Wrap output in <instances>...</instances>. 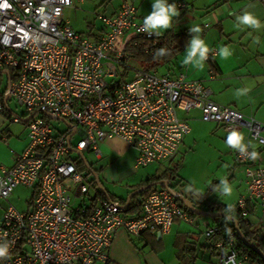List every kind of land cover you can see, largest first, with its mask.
<instances>
[{"label":"built area","instance_id":"obj_1","mask_svg":"<svg viewBox=\"0 0 264 264\" xmlns=\"http://www.w3.org/2000/svg\"><path fill=\"white\" fill-rule=\"evenodd\" d=\"M175 4L186 8L182 1ZM72 6L73 0H0V70L8 71V97L23 108L28 136L14 163L0 166V244L10 245L0 264L105 263L119 228L140 236L169 232L177 217L193 222L163 186L147 192L137 216L126 215L127 207L117 201L94 199L85 155L100 158L99 142L105 139L119 138L136 149L134 168L167 162L190 130L177 109H197L204 122L219 124L228 133L244 129L251 139L264 142V125L212 101L210 89L184 73L159 75L135 67L125 80L130 59L165 47H160V36L141 30L144 19L131 0H123L111 15L96 14L102 31L95 39L73 30L64 19V8ZM128 31L133 36L119 47L118 39ZM216 53L210 48L207 60ZM120 66L125 69L119 74ZM49 115L71 126L55 130ZM252 151L248 146L245 153L234 154L245 176L234 212L250 226L254 206L264 219V165L250 157ZM72 152L78 155L72 157ZM19 185L32 190L25 211L8 201ZM203 234L216 251L217 264L244 260L232 234L221 236L218 224H208Z\"/></svg>","mask_w":264,"mask_h":264},{"label":"crops","instance_id":"obj_2","mask_svg":"<svg viewBox=\"0 0 264 264\" xmlns=\"http://www.w3.org/2000/svg\"><path fill=\"white\" fill-rule=\"evenodd\" d=\"M122 1L73 0L72 7L64 8L63 17L75 31L77 30L70 20L72 13L70 12L69 16L66 9H76L77 13L73 12V15L78 14L86 19L92 17V21L86 23V30L77 32L85 34L91 39H95L102 31V24L96 18V14L99 12L111 15L119 8ZM131 1L136 6L138 16L143 19L151 12L152 3L154 2V0ZM177 1L184 2L186 8L179 10L180 15L173 18L171 27L163 30L160 36H164L171 30L174 33L185 34L189 42L192 35H196V33H190L189 29L199 27L201 31L198 35L205 40L209 49L216 48L217 53L214 57L205 61L203 70H198L190 64H183V58L186 55V45L179 52L182 56L177 57L179 62L176 65L169 67L161 74L157 73V67L150 71L159 75L169 76L184 73L189 80L201 81L210 89L209 98L212 101L220 105L229 106L242 116L251 117L264 125V27L259 30L252 28L239 30L233 26L236 23V16L243 15L245 12L252 13L264 25V0H168L170 4L176 3ZM97 21L99 22L98 24ZM132 36V31L126 32L118 39V46L122 47ZM256 37H259V42L253 43ZM221 47H228L232 53L226 60L219 57ZM129 61L134 65L138 64L139 68H143V64L135 58ZM211 71L214 73V77L210 76ZM8 79V74L4 70H0V103L3 107V111H0V166H11L16 156L28 143L23 112L20 115L16 114L8 103L9 99L12 98L7 97L5 99ZM243 88L248 89L247 94L238 97L236 90ZM177 115L189 125L190 130L186 135L192 131L190 122H195L200 117L197 109L188 112L177 109ZM14 117H20L21 120L13 121ZM214 126L222 127L216 123H214ZM223 132L227 133V138L229 133L224 129ZM240 132L244 134L245 143L249 144L251 148H253L251 146L252 144L256 145L253 148L258 154L256 163L264 165V142L251 139L244 129L240 130ZM186 135L183 138L180 148L184 143ZM113 140L119 141L127 150H132L135 159L137 155L136 149L128 146L119 138L105 139L99 142V148H109V144L107 143ZM235 151L230 148L231 156L235 163L233 168H231V171L233 169L231 177L232 180L236 179L238 183L237 191L233 199L234 202L227 204L223 196L216 193H211L206 196V192H194L190 189L188 192H178L202 210H209L210 205L215 203L231 207L233 213L234 205L245 188L244 165L234 160ZM99 159H101V156ZM171 162L172 160L158 164L164 167L171 164ZM118 164L120 165V163ZM147 166L138 168V179L129 186L130 190L132 186L152 176L162 174V170L166 172L170 171V167H164L162 170L157 168L154 172H151ZM239 167L242 169L239 170ZM227 174L230 175L229 173ZM179 177L181 176L177 170V181H174L175 185L171 186L175 190H178L176 187L183 186V178ZM129 191L125 192V196L124 194L122 195L125 198L117 197L111 192L108 193L113 201H118L120 199H126V196L131 193ZM260 216V209L254 206L248 218L256 229L264 227V219L260 218ZM212 219L208 216L196 215L193 216V222L190 223L177 217L174 219L169 232L160 233V235L158 233L151 234L145 232L140 236H132L124 228H119L116 230L110 245L108 261L105 263L97 262L95 264H217L216 251L210 240L206 239L203 234L208 224L215 223ZM239 264L247 263L242 260Z\"/></svg>","mask_w":264,"mask_h":264},{"label":"rangeland","instance_id":"obj_3","mask_svg":"<svg viewBox=\"0 0 264 264\" xmlns=\"http://www.w3.org/2000/svg\"><path fill=\"white\" fill-rule=\"evenodd\" d=\"M76 11V9H66L69 16L70 12L72 13L70 20L76 30L85 31L86 23L88 21H92V17H88L86 19L78 14L73 15V12ZM98 23L99 22L97 21V24ZM178 56H182L181 53H179L176 57L174 56L171 58V61L169 59L165 63L157 66V73L161 74L169 67L176 65L177 62H179V59L177 58ZM128 64L132 67L127 69L128 75L125 78L126 81L131 79L134 71L133 69H135V67L138 68V64L134 65L131 61H128ZM124 69L125 68L123 66H120L119 74ZM8 103L16 114L20 115L23 112V108L17 106L13 99H9ZM50 122L55 130L66 128L65 123L58 119L51 118ZM190 127L192 128V131L186 135L182 147L173 158L171 164L164 166L171 168L174 165L179 164L178 174L181 176L179 178H183V186L176 187L178 189L177 191L188 192L190 189L194 192H207L208 189L211 188V193L220 195L216 190V186L219 184L220 179L226 178L233 187V194L231 197L223 196V199L227 204L234 202L233 199L237 191L238 183L236 179L232 180L231 177L233 173V169L231 171V168H233L235 163L233 162L230 148H228L225 144L227 133L223 132L222 127H215L214 123L204 122L200 117L195 122L191 121ZM77 138L78 134H75L72 137V145L75 143ZM108 142L109 143L107 144H109V148L100 147L101 159L94 157L91 153H86L85 156L89 162L90 168L96 172L102 187L107 192H111L115 196L123 198L125 196V192L130 190L129 186L136 179H138V168H133L134 156L132 150H127L123 144H120L119 141L113 140ZM70 155L74 157L78 154L72 152ZM117 163H120V165H117ZM164 167L159 166L158 163H152L147 166L151 172H154L157 168L162 170ZM241 169L242 168L239 167V170ZM162 171L164 172L165 170ZM91 177H93L92 174L89 178ZM169 181V185L174 186V181H177V178L175 177V180L170 178ZM89 187L90 193L94 192L95 188L92 185ZM123 194L124 196H122ZM31 198L32 190L19 185L14 188L8 201L17 210L25 211L28 209ZM85 202L87 203L88 199L85 200ZM79 203L80 199H77L76 205Z\"/></svg>","mask_w":264,"mask_h":264},{"label":"trees","instance_id":"obj_4","mask_svg":"<svg viewBox=\"0 0 264 264\" xmlns=\"http://www.w3.org/2000/svg\"><path fill=\"white\" fill-rule=\"evenodd\" d=\"M160 37L164 39L160 47L161 46L163 47L165 45L164 48L167 50V54L164 56H156V53H152V54L146 53V54H139L135 56V59L138 60L141 64H143L142 66L144 69H147L149 71L153 70L154 68L159 66L161 63L173 58L188 44V39L185 36V34L174 33L171 30H169L164 36H160ZM178 168H179V164H176L172 168H170L169 172L164 171L162 174L158 176H152L146 179L145 181L132 186L129 192L137 188H140L142 186H145L151 182L161 181V180H170V178L174 179L176 177V172ZM91 182H92V186L95 188L93 192L94 199L103 198L106 200L113 201L112 197L106 190L105 192H101L100 190L96 189V184L94 180H92ZM152 187L147 188L146 190L132 196L129 202V205L127 207V210L125 212L126 215L137 216L141 213L142 199ZM211 192H212L211 188L208 189V191L206 192V196L211 194ZM118 201L119 203L124 204L126 202V199H120ZM180 205L184 207L181 203ZM211 208L214 209L215 211L226 213L232 216L234 219H236L238 222L239 230L241 231L245 240L251 244H254L258 250L264 253V230H262V228L256 229L254 225L250 226L247 220L240 219V217L237 216L235 212L232 213L231 207H226L224 205L212 203L209 209ZM188 213L192 217L196 216V214H193L191 212H188ZM212 220L216 224H218V226L220 227L221 236L227 238L228 235L232 234L235 240L238 255L240 257H244L243 261H246L247 264H264V257H262L256 250L251 248L249 245H246L244 243L242 238L236 232L235 226L232 221H229V220L226 221L225 219H222V218H213Z\"/></svg>","mask_w":264,"mask_h":264},{"label":"clouds","instance_id":"obj_5","mask_svg":"<svg viewBox=\"0 0 264 264\" xmlns=\"http://www.w3.org/2000/svg\"><path fill=\"white\" fill-rule=\"evenodd\" d=\"M179 15L180 12L175 3L170 4L168 0H154L151 12L143 20V27L141 30L146 32L149 36H160L163 30H167L171 27L173 18ZM233 26L239 30H243L244 28L259 30L264 27L261 21L250 12H245L243 15H237L236 23ZM189 31L192 34L196 33V35H192L187 44L183 64H190L198 70H203L205 61L208 59L209 47L205 40L198 35L201 31L199 27H192ZM258 42L259 37H256L253 43ZM166 54L167 50L165 48L156 50V56H164ZM231 54L232 53L228 47H221L219 50V57L221 59L226 60ZM247 91L248 89L246 88L237 89L236 95L238 97L246 95ZM225 144L228 148L239 151L242 154L247 151L249 146V144L245 143L244 134L238 130H233L228 134ZM251 146L253 148L256 147L255 144H252ZM249 155L252 159H256L258 154L256 151H252ZM216 190L224 197H231L233 194V187L226 178L220 179L219 184L216 186ZM229 219L232 218L225 216L226 221ZM9 249L10 245L8 243L0 244V258H7L9 256Z\"/></svg>","mask_w":264,"mask_h":264},{"label":"water","instance_id":"obj_6","mask_svg":"<svg viewBox=\"0 0 264 264\" xmlns=\"http://www.w3.org/2000/svg\"><path fill=\"white\" fill-rule=\"evenodd\" d=\"M7 74H8V71L7 70H4ZM9 79H8V83H7V91L9 89ZM6 91V94H5V99L8 97V93ZM50 118H53V116L49 115ZM62 122L65 123V125L67 126H71L70 123L62 120ZM73 128V132L75 130V127L72 126ZM70 139V136L68 137V140ZM80 157L82 158L83 162L85 163L86 166L87 163L84 159V157L79 154ZM90 173L92 174L93 176V179H94V182L96 184V187L98 190H100L101 192H105V189L102 187V185L100 184L99 182V179H98V176L96 174L95 171L93 170H90ZM152 186H163L164 188H166L171 194H173L175 196V198L191 213L193 214H196V215H204V216H208L210 218H222V219H225V216H228V217H231L232 219H229V221H232L234 220L233 224L235 226V229H236V232L238 233V235L242 238V240L244 241V243L246 245H249L251 248H253L254 250H256L262 257H264V253H262L260 250H258L256 248V246L254 244H251L249 242H247L244 238V236L242 235L241 231L239 230V227H238V222L236 219H234L232 216L226 214V213H223V212H218V211H215L214 209H209V210H202L198 207H196L193 202L191 200H189L188 198H186L184 195H182L181 193H179L177 190H175L173 187H171L169 185V180H161V181H155V182H151V183H148L147 185L145 186H142L140 188H137L133 191H131V193L128 194L127 198H126V202L123 204L122 207L126 208L128 207L129 205V202L132 198V196L146 190L147 188H150ZM160 235V233H158Z\"/></svg>","mask_w":264,"mask_h":264}]
</instances>
